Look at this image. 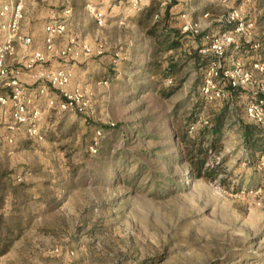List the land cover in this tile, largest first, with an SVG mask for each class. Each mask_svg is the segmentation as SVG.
<instances>
[{
    "label": "rangeland",
    "instance_id": "obj_1",
    "mask_svg": "<svg viewBox=\"0 0 264 264\" xmlns=\"http://www.w3.org/2000/svg\"><path fill=\"white\" fill-rule=\"evenodd\" d=\"M113 1L78 0L86 6L55 42L92 48L71 65V87L88 95L89 112L58 111L43 97L42 141L0 121V193L7 196L0 219L7 213L23 223L0 264H264V157L246 130L250 89L206 102L200 89L209 58L200 54H212L189 53L196 32L183 29L192 22L198 33L233 30L224 20L238 9L255 22L247 35L260 43L242 51L243 61L264 62V0H148L140 10L133 0ZM90 4L106 17L103 25ZM182 7L191 13L181 25L175 17ZM34 11L43 21V10ZM164 31L170 40L184 36V48L159 43ZM43 39H35L37 47ZM233 51L229 45L227 54ZM175 56L180 65L168 70ZM17 57L10 62L19 64ZM224 111L214 153L223 171L212 180L190 178L177 132L193 136Z\"/></svg>",
    "mask_w": 264,
    "mask_h": 264
},
{
    "label": "built area",
    "instance_id": "obj_2",
    "mask_svg": "<svg viewBox=\"0 0 264 264\" xmlns=\"http://www.w3.org/2000/svg\"><path fill=\"white\" fill-rule=\"evenodd\" d=\"M144 1L133 0L132 8L140 10ZM87 9L96 15L99 25H103L106 17L102 15L94 5ZM71 10H67L70 13ZM186 17V14H182ZM24 18L23 5L16 0H0V30L3 39L0 41V105L9 112V123L13 129L24 130L34 140L42 141L45 137L41 128L44 109L43 97L47 98L49 108L58 111H70L79 114H87L90 99L79 87H71L73 77L72 63L82 56L90 55L92 48L82 46L77 41L57 47L55 40L67 31V19H57L49 22L45 27L43 48L37 49L33 39L29 35L20 32V24ZM224 22L233 24L234 29H221L206 36V47L199 51L212 54V58L206 65L205 75L201 86V92L206 102L226 100L236 92L250 89L249 100L246 102V114L250 121L264 125V80L258 77L259 72H264V62L254 61L247 66L243 58H233V66L227 65V48L234 45L236 50L257 49L260 43H256L247 31L254 28L255 22L245 21L242 11L234 9L228 13ZM122 23V22H121ZM184 31H195L198 28L194 23L187 22ZM242 34L243 39L236 38ZM16 43L29 47L24 53L18 54ZM49 53H54L62 60L63 65L58 68H48L45 65ZM19 64L14 65L8 60L17 56ZM232 57V56H231ZM24 71L32 73L38 80V85L32 87L20 78ZM108 82L106 79L105 83ZM52 88L54 91H50ZM101 134V130H98ZM12 140V139H10ZM97 141L91 146L92 151L97 152ZM264 157V156H263Z\"/></svg>",
    "mask_w": 264,
    "mask_h": 264
},
{
    "label": "trees",
    "instance_id": "obj_3",
    "mask_svg": "<svg viewBox=\"0 0 264 264\" xmlns=\"http://www.w3.org/2000/svg\"><path fill=\"white\" fill-rule=\"evenodd\" d=\"M164 36L165 39L163 41L159 39L160 36ZM172 34H168L166 31L162 34H158V40L159 43H169L167 45V48L169 50L172 49H182L184 48V36L181 38L179 36H175L174 39L170 40L168 36H171ZM204 35H208L206 32L195 34L193 37V41H191L188 47L189 53H192V50L195 52V48L199 50L201 48L206 47V44L202 43V38ZM182 51V50H181ZM180 51V53H181ZM186 51V47H185ZM178 56H180L179 52L177 53ZM190 55V54H189ZM178 56H175V60L170 63L168 70H175L178 65H180V58ZM200 56L204 59L208 58L210 60V56L208 55H201ZM183 58V57H181ZM178 61V62H177ZM203 63V62H202ZM204 65H206V62L203 63V69ZM206 69V67H205ZM171 77V75H169ZM151 88V86H149ZM226 111L220 113L216 116L215 120L211 123L210 126L205 127L194 133L193 136L189 134L188 129H183L180 132H177V138L180 139V141L183 144V156L184 162L188 165V171L190 174V178L195 177H206L209 179H215L217 178L221 173V167L223 166L224 160H218L216 157H214V153L220 150L221 148V133L223 131V128L225 127V116ZM261 124H257L252 122V124L247 125V129L250 134V139L254 141V149L256 150V153L259 155L264 156V131L260 129ZM252 131L254 133H252ZM13 198L10 199L11 202H15L16 198L14 195H16V187L13 185L10 190ZM7 196L3 193H0V205H4V202H7ZM1 219H0V252L1 254H4L8 251L12 239L14 236H18L19 233L22 232V219L17 218L14 215H8L7 213H3ZM7 216V218L5 217Z\"/></svg>",
    "mask_w": 264,
    "mask_h": 264
},
{
    "label": "crops",
    "instance_id": "obj_4",
    "mask_svg": "<svg viewBox=\"0 0 264 264\" xmlns=\"http://www.w3.org/2000/svg\"><path fill=\"white\" fill-rule=\"evenodd\" d=\"M16 1L22 3L23 11H24V18H23V20H22V22L20 24L21 28H22V32L21 33L31 36L32 39H33V44H34V46L37 49H41L44 46L41 47V48L37 47L36 44H35V39L37 37H43V35H45V31H46V27L45 26L49 22L57 21V19H62V18H66L67 21L70 22V21L73 20V18H75L76 16L79 15V13L81 11L80 10V6H83V5L86 6L85 3H82L83 4L82 5L80 2H78V0H43L41 4H40V2L38 0H34V1L16 0ZM117 1L118 0H114L113 1V3L115 4L114 5L115 7H116V5L122 4L121 3L122 0H119L118 3H117ZM110 5L113 6L112 2L110 3ZM113 8H111V10L114 11ZM37 9L38 10H40V9L43 10L44 20L41 21V22L40 21L37 22V18L38 17H35L36 11H34V10H37ZM67 10H71V12L67 13ZM190 10H189V8H184V7H182V8L177 10L176 13H178V16H176L175 19H177V20L180 19L178 21L179 24L182 25V23H184V20H181V18H180L182 16V14L184 12L191 13ZM209 10H210V7H207V9H204L203 12L207 13V12H209ZM179 12H180V14H179ZM42 19L40 18V20H42ZM37 24H38V26H37ZM35 26L40 28L39 35H38L39 31H38V29H37V31L35 30L36 29ZM217 26H212L213 29H211V30H214ZM58 38L59 37H57V39ZM2 39H3V33L0 30V41ZM57 39L55 40V42L57 41ZM16 45H17V48H18L17 49L18 54L19 53L21 54V52L24 53L25 51H27L29 49V47H27L25 45H22L21 43H16ZM63 45L64 44H62V46ZM242 51H243L242 49L241 50L239 49V50L231 52V54L228 55L229 59H233V55L236 56L237 58H243L245 54H243ZM52 57H57V56L54 53H49L47 58H46L45 65L48 68H54V69L60 67L61 63H60V65H58V64H56V62H54L55 60L49 61ZM13 59L14 58L11 57V58H9L8 61L12 62ZM14 65H16V64H14ZM20 78L22 79L23 82L28 83L32 87H36L38 85V80L36 78H34L32 73L29 72V71H24L23 73H21L20 74ZM4 119L8 120L7 122H9V112L6 110L5 107H2L0 105V121H3Z\"/></svg>",
    "mask_w": 264,
    "mask_h": 264
}]
</instances>
